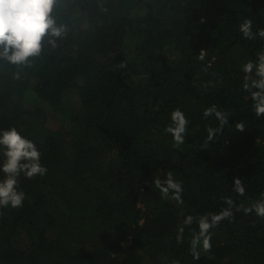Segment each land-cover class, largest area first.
<instances>
[{"label":"trees","instance_id":"16d2710c","mask_svg":"<svg viewBox=\"0 0 264 264\" xmlns=\"http://www.w3.org/2000/svg\"><path fill=\"white\" fill-rule=\"evenodd\" d=\"M54 14L69 30L62 49L47 57L46 48L25 70L0 63V129L34 141L48 169L21 175L23 207L0 209V264H264L254 213L212 229L198 261L189 252L197 225L177 240L187 215L264 193V116L252 112L240 71L264 40L238 31L246 17L253 31L264 27V0H60ZM213 104L232 115L202 150L206 127L218 124L202 114ZM176 108L190 121L178 150L164 132ZM169 170L182 205L151 183ZM235 176L244 197L232 191Z\"/></svg>","mask_w":264,"mask_h":264},{"label":"clouds","instance_id":"9594fccd","mask_svg":"<svg viewBox=\"0 0 264 264\" xmlns=\"http://www.w3.org/2000/svg\"><path fill=\"white\" fill-rule=\"evenodd\" d=\"M60 0H0V63H6L15 68L25 70L33 67L36 60L46 56L45 49L50 53H56L62 49L68 40V26L58 23L54 14ZM102 12L108 8L98 5ZM199 23L203 24L201 18ZM238 31L245 40H264V27L253 31V20L244 18L238 25ZM206 51L201 50L197 56L200 61L205 59ZM126 62L118 65L119 69H125ZM240 71L243 73L242 90L250 94L252 112L256 117L264 116V48L256 51L255 59H249L242 63ZM15 78H20V73H15ZM203 117H215L218 124L216 127L207 126V138L204 141L202 150L216 140L217 136L229 123L230 112L218 109L215 104L203 110ZM190 121L180 108L170 113L169 123L164 132L172 138V148L180 149L188 137V125ZM237 131H245V122L241 121L235 125ZM194 146V144L192 145ZM42 153L34 141L23 136L17 127L0 129V209H17L23 207L26 193L19 188L21 175L26 179L43 177L47 174V167L41 163ZM232 191L238 197H244L246 188L239 176L233 177ZM152 184L160 191L166 199L183 204V184L173 178L171 170L167 171L166 178L154 179ZM261 198L253 201L249 206L243 203H236L231 197H223L222 207L218 212H207L199 217L187 215L183 224L178 226L181 236H178V243L182 242V234L185 227L191 228L193 223L197 228L191 229V240L189 252L193 260H200L202 252H211L212 229L217 228L223 221L229 222L234 218L235 213L243 212L245 215L255 214L264 220V193ZM171 264H180V260L173 259Z\"/></svg>","mask_w":264,"mask_h":264}]
</instances>
